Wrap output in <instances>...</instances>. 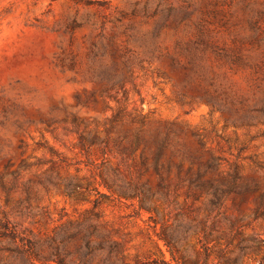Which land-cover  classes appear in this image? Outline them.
<instances>
[{
  "label": "rangeland",
  "instance_id": "rangeland-1",
  "mask_svg": "<svg viewBox=\"0 0 264 264\" xmlns=\"http://www.w3.org/2000/svg\"><path fill=\"white\" fill-rule=\"evenodd\" d=\"M138 131L164 138L172 162L166 190L151 166L142 176L153 211L114 186L99 195L100 175L136 177L138 156L113 141ZM192 157L214 164L208 176L260 183L239 231V200L226 199L203 234L210 194L176 185L175 163ZM263 189L264 0H0V220L22 238L0 235V264H28L14 250L27 241L48 255L53 239L69 264H176L164 222L196 226L179 250L197 264H264V218L252 219Z\"/></svg>",
  "mask_w": 264,
  "mask_h": 264
},
{
  "label": "trees",
  "instance_id": "trees-1",
  "mask_svg": "<svg viewBox=\"0 0 264 264\" xmlns=\"http://www.w3.org/2000/svg\"><path fill=\"white\" fill-rule=\"evenodd\" d=\"M126 140L127 144H123V141ZM97 141V137L94 136L91 144ZM104 146H102V153L109 151L107 146V141L103 140ZM101 142V143H102ZM113 144L120 152L124 155L129 156H138L137 160H133L131 167L136 172V177L133 178L128 173V178L125 177L124 180L116 182L115 180L109 181L105 176L100 175L101 183L103 184L110 193L99 192L101 197H110L113 195L111 192L112 187H115L116 196L121 198H132L138 200L140 208H147L150 211H153V206L149 205L147 200L154 196V193L151 191L150 186L147 185V180H143V174L148 170L149 166L153 171L158 175L159 184L164 190L168 189L172 178L169 177L168 173L170 172L172 162L166 161L163 163L162 157L164 155V149L166 147V142L163 139L158 138V134L152 136L150 134H145L143 131L134 132L132 138L127 136L117 137L114 139ZM148 146L150 150V156L146 152L145 147ZM141 148L138 155L136 151ZM149 161L151 165H149ZM195 159L192 157L188 165L184 168V160L180 158L176 163V185L184 184L187 189V196L193 200H198L204 194H210L209 204L213 207L208 213L206 220L200 223V228L203 231L205 236H211L213 232V227L207 226V219L213 214L215 208L224 205L226 199L234 200L238 199L239 203L235 205V215L230 221V227L234 230L239 231L240 227L247 225L244 223L245 218L239 212L238 206L242 202L243 198L249 192L257 190L261 187L260 183L254 178H248L242 175L236 169L231 173L226 175H220V177L208 176L209 169L214 167L212 162L201 163L198 162L194 164ZM195 165V166H194ZM72 194L73 192H68ZM151 218V217H150ZM264 218V189L260 193L258 199L255 200V208L252 212V219ZM157 223V222H155ZM196 227L194 224H186L178 222L174 225L164 222V225L161 227V232L157 234L158 239H161L164 245L167 248V251L170 255V260L176 262V264H197L198 260H194L185 254H181L179 250V242L183 237H186L187 232L190 228ZM0 235L7 236L10 239L17 241L22 240L18 232L10 228L8 220H0ZM248 240H241L239 243V249L244 250L250 245L247 242ZM28 244V247L25 249V245ZM25 243L16 244L14 250L17 253L22 254L28 264H34V260L40 261H56L57 264H69L65 256L62 254V241H57L53 239L50 244L49 254H43L39 256L38 252L34 250L35 243L33 241H27ZM88 247V246H87ZM88 249H90L88 247ZM208 248H204V256L207 255ZM238 258L233 260L236 263Z\"/></svg>",
  "mask_w": 264,
  "mask_h": 264
}]
</instances>
